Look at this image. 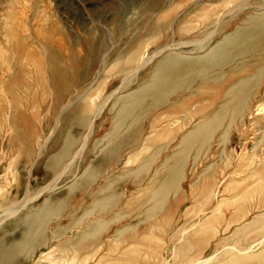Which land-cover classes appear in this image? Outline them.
<instances>
[{
	"label": "bare ground",
	"instance_id": "1",
	"mask_svg": "<svg viewBox=\"0 0 264 264\" xmlns=\"http://www.w3.org/2000/svg\"><path fill=\"white\" fill-rule=\"evenodd\" d=\"M169 1L156 0L142 13L144 17L133 20L135 29L131 37L140 32L164 41L141 64V50L148 38L135 44L120 41L113 47L112 54L108 52L102 58L103 48L90 41L83 54L70 51V69L57 66L56 58L47 53L46 95L49 100L43 107V128L50 131L45 130L47 133L37 152L34 144L29 145L31 147L23 154L17 150L18 163L8 167L0 163V264H14L21 255L32 254L48 242L53 243L48 248L59 251L61 258L87 253L90 247L96 252L95 244L100 235L110 225L129 216L130 212L121 206L129 207L133 203L131 198H125V190L119 188L120 180L140 185L138 191L144 198L136 207L132 206L144 210L140 224L149 222L152 226L161 212L169 213L170 198L180 194V183L189 170L193 171L211 155H217L216 161L204 165L199 178H215L217 161L222 163L223 171H227L230 165L226 149L228 137L233 129L241 128L245 117L251 113L253 101L264 91V87L261 88L264 9L255 13L256 16L251 14L249 19V14L245 16L250 9L263 8L264 0H242L234 10L229 9L212 20L207 13L209 5L204 4L217 0H199L168 22L152 10L167 7L164 5ZM178 23L186 25L176 27ZM29 58L26 54L22 57L25 61ZM112 62L113 66L109 67ZM20 64L15 59L7 68L0 69V79L6 77L9 82L17 77H11L14 69L21 68L23 75L17 83L9 84V97L2 93L3 80H0V96L3 97L0 99V116L3 115L0 130L6 124L5 113H8L10 140L17 139V134L25 129L29 131L30 143L39 137L37 131L31 135V123L36 120L35 110L39 107L38 76L32 75L27 61ZM100 91H104L105 96L93 112V98ZM57 112L60 114L55 117ZM104 112L108 114L103 118ZM108 123L110 128L102 144L96 145L99 148L95 154L102 158L95 166L89 159L94 154L89 153L92 149L88 147L90 133L85 134V131ZM70 127H75L77 133H72ZM155 129L161 130L165 138L171 137L147 152L153 138L146 134ZM178 130L183 131L179 134ZM263 137L264 128L260 139ZM258 145L259 142L253 149ZM5 149L4 145L0 149V160ZM142 152L146 155L141 156ZM160 155L161 161L147 180ZM122 157L130 167L118 174L114 167ZM30 162V170L36 172L33 179H41L43 183L32 187L27 181L22 192L17 187L12 197L4 195L2 190L9 175L16 178V171ZM51 222L54 226L50 238L47 232ZM7 225L11 228L2 231ZM72 228L76 230L69 234ZM113 232L111 236L121 243L129 242L138 233L137 226L131 223H123ZM193 247V242L178 246L177 255L180 257ZM109 248L115 251L114 247ZM197 249V252L202 251L198 246ZM263 257L264 254H257L256 259L260 261ZM231 259L236 264L241 257L233 255Z\"/></svg>",
	"mask_w": 264,
	"mask_h": 264
},
{
	"label": "rangeland",
	"instance_id": "2",
	"mask_svg": "<svg viewBox=\"0 0 264 264\" xmlns=\"http://www.w3.org/2000/svg\"><path fill=\"white\" fill-rule=\"evenodd\" d=\"M155 1L0 0V69L7 68L15 59L19 64L27 61L32 75L38 76L39 84V107L35 110L36 120H32L31 123L33 127L31 135L34 136L37 131L36 134L39 137L29 143L30 140L27 137L29 131L24 129L17 134V139L14 140V137L10 140L12 136L9 132L11 118L8 119V113H5L6 124L0 130V149L3 145L6 149L0 163L3 162L5 167L15 162L18 163L20 161L18 151L25 153V149L31 147L29 145L34 144L37 152L43 144L46 133L50 131L45 129L48 130L46 132L43 128V107L44 103L49 100V96L46 95L45 61L47 53L50 57L56 58L57 66L70 69L71 66L68 64L70 63V51L83 54L84 50L89 47L90 41L103 48L100 52L102 58L108 52L112 54L113 47L118 46L120 41L135 44L148 38L147 44L141 50V64L164 43L161 37L158 38L155 35L151 37V34L142 35L138 32L131 37L132 30L135 29L133 20L144 17L145 15L141 16L142 13H145ZM196 1L199 0H170L164 5L167 7L156 8L152 11H155L156 16H159L161 20L171 22ZM240 1L242 0H217L208 1L204 5H209L207 13L211 15L212 20L217 15L220 17L227 10L235 8ZM225 2L227 4L220 10L219 8ZM262 9L264 7L257 8L255 11L250 9L245 12V16L249 14L247 16L249 19L251 14H253L251 16H256L255 13L261 12ZM181 25L186 24L178 23L176 27ZM197 26L200 27V25ZM25 54L30 57L26 61L22 59ZM111 66L113 62L109 64V67ZM14 75L17 76L16 79H11L10 82V79L7 80L6 77L0 79L3 80L4 91L2 93L7 97L11 95L8 91L9 84L17 83L23 76L21 68L14 69L11 77H15ZM261 85L263 88L264 77ZM258 94L252 103L251 113L245 117L241 128L233 129L228 137L226 149L229 153L230 165L227 171L224 172L222 163L217 161L215 178H199L198 174L204 165L216 161L217 155L214 154L207 161L199 163L193 170L194 172L189 170L180 183V194L170 198L172 206L167 211L169 213L161 212L152 221L155 225L151 226L149 222L140 224L144 210L142 207L133 209V206L136 207L144 198L143 193L138 191L141 188L140 185L133 184L131 180H120L119 188L125 190V198H131L133 204L129 207L121 206L130 212L129 216L110 225L111 228L109 227L100 235L98 240H101L99 242L97 240L95 244L96 252L92 251L94 247H90L87 253L75 256L70 254L63 257L64 260L59 257V251L48 248L53 244L48 242L46 245H40L32 254L21 255L14 264H175L181 259L184 260L182 264H234V260L231 259L233 255L241 257L240 263L236 264H264V257L260 261L256 259L257 254H264V137L260 139L264 128V91ZM104 96V91L94 96V104L91 107L93 112ZM2 98L0 96V99ZM59 114L60 112H57L55 117ZM102 114L104 118L107 117L108 112ZM0 118L3 120V115ZM69 126L67 125L65 129ZM109 128L108 123L102 127H89L85 131V134L90 133L88 147L92 148L93 152L90 150L89 153L94 154H88V156L90 155L89 159L95 166L100 164L102 158L100 154H95L96 150L102 144L100 142ZM69 130L77 133L75 127H70ZM181 131L183 130H178V133L180 134ZM148 132L146 135L153 139L148 144L147 152L158 148L171 137L165 138L159 129ZM258 142L259 145L254 150ZM97 143H100L99 146H96ZM216 146L214 142L213 147ZM36 152L32 155V161L35 159ZM144 155L146 152H142L141 156ZM161 159L162 155L153 164L146 177L147 180L153 176L154 169ZM124 161L122 157L119 164L114 167L118 174L126 167H130V164ZM31 162L19 169L20 172L16 171V178L9 175L6 187L2 190V193L5 192L4 195L12 197L15 189L18 187L21 191L27 181L32 187L43 183L41 179H33L36 172L30 170ZM165 214L170 215L166 217ZM123 223L136 225L138 233L129 242L121 243L111 235L114 234V228ZM53 226L54 222L49 223L47 235L50 238ZM10 228L7 225L2 231H8ZM75 230L76 228H72L68 232L72 234ZM187 242H193L194 247L186 250L179 257L177 247ZM197 246L202 250L201 252H197L199 251ZM109 247H114L115 251L110 250Z\"/></svg>",
	"mask_w": 264,
	"mask_h": 264
}]
</instances>
